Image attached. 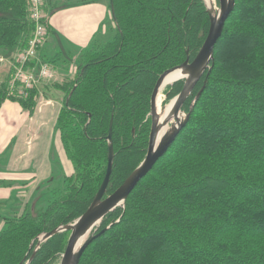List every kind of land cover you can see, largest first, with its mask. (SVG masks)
<instances>
[{"label":"trees","instance_id":"obj_1","mask_svg":"<svg viewBox=\"0 0 264 264\" xmlns=\"http://www.w3.org/2000/svg\"><path fill=\"white\" fill-rule=\"evenodd\" d=\"M258 1L236 0L210 74L183 105L189 113L207 80L189 121L125 207L103 219L96 233L112 226L87 247L80 264H264V11ZM110 6L113 37L82 51L76 74L55 84L63 97L54 125L81 187L41 213L30 206L8 220L0 230V264H26L39 234L88 209L107 171L111 122L115 158L105 196L121 186L146 156L159 76L192 61L210 28L204 0H110ZM131 9L134 17L127 15ZM33 33L29 0H0V47L16 54ZM13 72L10 67L0 80V107L8 99L34 107L37 87L27 96L12 91ZM183 85H169L163 103ZM68 235L43 243L30 264H59Z\"/></svg>","mask_w":264,"mask_h":264},{"label":"rangeland","instance_id":"obj_2","mask_svg":"<svg viewBox=\"0 0 264 264\" xmlns=\"http://www.w3.org/2000/svg\"><path fill=\"white\" fill-rule=\"evenodd\" d=\"M83 3H98L106 6V18L97 26L94 24L92 32V34H94L85 44L80 43L78 37H75L77 35L76 33H78L77 28H73V26H70L66 22L60 23L56 21V25L59 28V30H56L57 36L53 35V33L55 34V30L51 28L49 37L41 46L39 57L35 60L36 64L42 63L51 66H49L52 70L50 78L41 80L39 82L40 85H35L39 91L37 96L38 101H36V105L32 108L25 107L24 109L20 105L22 107V112L30 113L32 116H49L53 113L54 117H56L61 109L63 94L55 87V84L63 81L66 75L73 76L76 74L78 63L80 62L79 57L82 51L90 49L92 46L96 47L101 45L105 43L106 40L113 37L115 22L112 15L110 0H46L47 6L45 12L54 13L58 9L65 8L63 10H66L67 7H73L76 4ZM258 3L261 5L260 10L264 11V2L260 0ZM215 5L216 9H219V0H215ZM63 10L54 13H58L57 19L62 17ZM1 12L3 14L12 15L11 12H6L4 10H1ZM127 15L129 17H134V10H127ZM249 15L250 17L253 16L251 13ZM123 24L127 25L126 19ZM14 50L15 49L13 48L7 49L2 46L0 47V60L4 59L2 62L0 61V80L6 78L10 67L13 68L12 63L16 58ZM58 55L59 57H57ZM147 69L148 68H144L142 70L140 74L142 77ZM166 88L162 92L163 102L166 99V95L164 94ZM235 96V99H240L238 95ZM6 101L13 102V104H15L14 106L17 108L20 107L18 105L19 103L16 101L10 99ZM170 102L162 104L168 105ZM11 120L13 122L6 123L4 126H2V121L0 120V131H2L3 127L4 131L7 133L6 138H10L12 134H15V144L13 145H10V143H12L11 140L8 142L9 144L5 145L6 139L0 134V230L6 229L10 224L9 221L12 222L18 220L19 216H22L28 207L31 206L33 208L35 206L37 208V213H41L56 199H60L62 195L64 197L68 192H72V196H74L76 188L81 187V183L76 181L77 178L74 176L76 174L74 163L66 154L62 133L55 127V125L52 139H50L52 129L48 136L49 140L52 141L51 146H48L46 149L48 150L49 158L45 160L48 166H50V173L48 174L43 168L41 171L34 170L33 163L35 162L33 161L40 157L42 154V148L36 147L35 144L30 146L27 143V140L30 139L31 135H27V129H24L23 131V129L20 128V125L25 123L24 118H11ZM31 120L35 121L38 120V118H31ZM40 131L44 133L45 129L43 128ZM28 132H30L29 129ZM25 134L27 138L26 140L23 138L25 137ZM45 136L46 134L42 135V138H45ZM67 141L70 144L72 139ZM28 147L32 150L31 154L23 156L22 153L26 152ZM97 154L99 156L101 155L98 151ZM37 166L41 167L42 165L39 163ZM6 173H13L12 179L4 177ZM23 174H29L32 178H36L22 180L20 175ZM68 233L69 239L70 232Z\"/></svg>","mask_w":264,"mask_h":264},{"label":"water","instance_id":"obj_3","mask_svg":"<svg viewBox=\"0 0 264 264\" xmlns=\"http://www.w3.org/2000/svg\"><path fill=\"white\" fill-rule=\"evenodd\" d=\"M207 13L210 18V28L208 35L199 50L196 57L190 61L186 59L181 65L175 66L164 71L158 78L151 95V129L149 134V143L147 153L142 162L135 168V170L125 179L121 186L112 194L105 196L107 193L110 177L113 171V164L115 158L114 146L112 141V122L110 125V132L107 137L108 140V164L105 178L96 193L92 203L88 209L78 217L74 222L66 225H59L49 232H44L37 237L38 243L35 250L26 262L30 264L35 257L40 246L57 234L70 232V236L61 256L60 264H80L82 255L87 247L98 237L104 234L111 226L110 224L105 229L96 233L100 227L103 219L117 208L125 207L126 200L137 184L153 169L158 160L169 150L181 130L189 121L191 112L195 103L201 97L206 88V82L199 92L196 94L190 112L183 111V105L194 91L198 82L205 74L209 75L214 64L215 46L221 38L227 19L233 12L236 0H219V9L214 11L212 6H209L204 0ZM216 8V7H215ZM180 73V76L173 83L184 80V85L181 92L175 96L170 104L171 108L166 116H161L158 112V96L166 85L164 84L166 78L173 73ZM166 105H162L164 110ZM167 130L163 133V129Z\"/></svg>","mask_w":264,"mask_h":264},{"label":"crops","instance_id":"obj_4","mask_svg":"<svg viewBox=\"0 0 264 264\" xmlns=\"http://www.w3.org/2000/svg\"><path fill=\"white\" fill-rule=\"evenodd\" d=\"M65 8H61L58 9L55 12H59L61 10H63ZM54 12V13H55ZM54 13H50L47 12L48 16H47V26H48V35L46 40L49 37V34L51 32V28L53 30H55V34L53 33V35L57 34L56 30H59L58 26L56 25V21L58 22H66L68 23L70 26H73V28H77L78 33H76L75 37H78V41L80 43H87L89 41V39L92 38V32H93V27L94 24H96V26L100 23L103 22V20L106 18V6L102 5V4H98V3H83V4H76L75 6H71V7H67L66 10L62 11V17L60 19H57V14ZM57 36V35H56ZM15 104H13V102L10 101H6L2 107L0 108V120L2 121V126H4L6 123H11L13 122L11 120V118H24L25 123L20 125V128L23 129H27L26 133L27 135H31L30 139L27 140V143L31 146L32 144H35L36 147L42 148V154L40 155V157L36 160H34L33 165H34V170L36 171H41L42 168L44 170H46L48 172V174L50 173V166H48V164L46 163L45 159H48V150H46L48 148V146H51L52 141L49 140V132L52 129L51 132V138L53 137V131H54V121L55 118L53 113L49 116L46 115H37V116H32L30 113L27 112H22V107L20 106V104H18L20 107H15ZM18 114V115H16ZM53 116V117H52ZM31 118H38V120H31ZM33 125V126H32ZM48 127V128H47ZM45 129V132L42 133L40 130L41 129ZM28 129L30 130V132H28ZM0 134H2V136H4V138L6 139V143L5 145L9 144L8 142H10V140L12 141V143H10V145L15 144L14 143V135L12 134V136L10 138H6L7 133L4 131V128L2 127V131H0ZM46 134L45 138H42V135ZM33 135V136H32ZM25 140L26 138V134L25 137H23ZM22 138V139H23ZM21 142V141H20ZM3 145V146H5ZM32 152V150L30 149V147H28L26 152H23L22 155H30ZM47 152V153H45ZM39 160V161H38ZM41 163V167H38L37 164ZM13 172V171H11ZM12 174L6 173L4 177L6 178H10L12 179ZM20 178L22 180H25L28 178H32V176H30L29 174H23L20 175ZM36 177H33L32 179H35Z\"/></svg>","mask_w":264,"mask_h":264},{"label":"built area","instance_id":"obj_5","mask_svg":"<svg viewBox=\"0 0 264 264\" xmlns=\"http://www.w3.org/2000/svg\"><path fill=\"white\" fill-rule=\"evenodd\" d=\"M29 2L31 19L35 24L34 33L28 47L19 52L12 63L14 72L10 82L11 90L16 91L19 88L21 94L24 95H27L28 91L41 80L50 78L52 71L48 64L40 63L34 68L29 65L32 60L37 58L38 47L44 41L46 34V27L43 22V0H29Z\"/></svg>","mask_w":264,"mask_h":264},{"label":"bare ground","instance_id":"obj_6","mask_svg":"<svg viewBox=\"0 0 264 264\" xmlns=\"http://www.w3.org/2000/svg\"><path fill=\"white\" fill-rule=\"evenodd\" d=\"M207 3L209 4V6H212V8H214V11L216 12V5H215V0H206ZM180 76V73L176 72V73H173L172 75H169L164 84L166 83V85L164 86V88L162 89V91L160 92V95L158 96V112L161 116H166L169 111H170V108H171V104H168L165 106L164 110H162V102H163V98H162V92L163 90L170 84V82L174 81L176 78H178ZM167 129L164 128L163 129V133L166 131Z\"/></svg>","mask_w":264,"mask_h":264}]
</instances>
